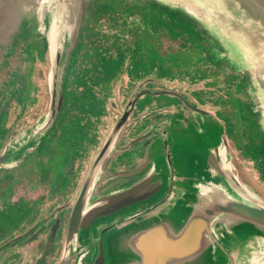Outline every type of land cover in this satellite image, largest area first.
<instances>
[{
    "label": "flooded vegetation",
    "instance_id": "af4514ba",
    "mask_svg": "<svg viewBox=\"0 0 264 264\" xmlns=\"http://www.w3.org/2000/svg\"><path fill=\"white\" fill-rule=\"evenodd\" d=\"M143 16L148 19V15ZM170 28L175 30L172 24ZM53 32L48 33L47 41L37 35L35 42H31L32 38L20 41L16 51L0 65V158L8 151L7 162L0 165V219L12 211L18 222L13 230L0 235V264L17 259L7 249L23 241L31 245L34 264L61 263L74 207L92 164L128 112L92 195L124 191L152 174L160 175L162 182L148 197L120 205L97 217L92 225L87 263L122 264L125 255H130L122 250L124 234L141 228L147 221L176 215L181 204L178 194L186 187V177L194 173L187 172L189 165L174 153L176 136L181 133L194 141L204 122L176 93L186 95L195 106L213 114L229 146L228 122L197 101L192 95L195 88L182 86L183 68L170 80L163 78L156 83L151 82L149 74L129 73L133 51L147 38V30L142 32L141 42L132 45L122 33L110 42L112 36L106 38L94 25L79 39L80 46L74 43L64 61V102L57 120H52L38 136L24 140L49 114L50 74L60 33ZM177 33L176 40H180L181 32ZM103 55L109 61L113 59L114 64L110 74L97 76ZM101 77L107 79L105 84ZM160 95L171 99L157 101L155 97ZM110 114L116 120L108 134L102 135L105 117ZM70 129L77 130L76 134L72 135ZM235 144L233 141L232 148ZM60 147L67 152V158H52ZM233 161L237 165L235 156ZM60 162V171L53 177L48 167ZM27 208L30 213L23 218ZM84 230L79 232V245L76 250L71 249L68 264H76L80 257Z\"/></svg>",
    "mask_w": 264,
    "mask_h": 264
},
{
    "label": "water",
    "instance_id": "95a60500",
    "mask_svg": "<svg viewBox=\"0 0 264 264\" xmlns=\"http://www.w3.org/2000/svg\"><path fill=\"white\" fill-rule=\"evenodd\" d=\"M117 2L149 12L161 10L180 19L176 23L185 25L193 36L211 42L218 56L223 52L244 70L258 103L256 111L250 109L255 131L252 151L264 159V0H0V65L16 51L20 41L49 31L55 18L61 21L50 74L49 114L24 140L38 136L52 120H57L64 102V61L69 50L74 43L80 46L79 39L91 31L96 13ZM176 95L203 119L196 142L202 145L204 158H195L199 167L186 177V187L178 194L181 204L176 215L147 221L141 228L124 234L122 250L130 255L124 254L122 264H248L247 259L255 252L264 259V198L234 172L233 155L219 120L195 106L186 95ZM128 115L126 112L112 130L92 164L74 207L60 264L69 263L71 249L76 250L79 245L81 229H85V237L76 264H88L95 219L120 205L148 197L161 185L160 175L152 174L124 191L92 195L103 162ZM214 139L218 141L211 144ZM222 147L226 150L224 156ZM7 155L8 151L0 158V165L7 162ZM224 161L231 162L230 170Z\"/></svg>",
    "mask_w": 264,
    "mask_h": 264
},
{
    "label": "rangeland",
    "instance_id": "374dc122",
    "mask_svg": "<svg viewBox=\"0 0 264 264\" xmlns=\"http://www.w3.org/2000/svg\"><path fill=\"white\" fill-rule=\"evenodd\" d=\"M109 5L110 7H102L103 9L101 8L96 13V24L94 23V25H98L101 33L106 38H111L112 36L110 42L113 43L112 39L115 35L118 36L119 33H122L127 38L126 42L134 45V42H141L140 36L143 35L142 32L148 31L147 38H143L142 44L133 51L130 64L133 66L129 73L135 75L138 73H141V75L142 73L145 75L149 74L151 82L156 83L163 78L170 80L169 78H172L176 71L183 68L181 71V76L183 77L182 86L184 88H195L192 90V95L197 101L200 104L203 103L206 107L212 108L220 119L228 122L226 133L228 134L227 138H229V147L233 151V160L235 156L237 162V165L234 163V172L239 175L243 182L250 185L264 198V159L258 158L252 151V146L255 143V131L252 127L254 124V113H251L250 109L252 108L256 111L255 108L258 103L254 97V92L249 87L244 70L232 63L223 52H220L221 57L218 56L215 53V45L211 42L201 37L193 36L188 32L185 25L176 23L180 22L178 18H174L169 14L165 15L161 10H151L149 12L145 8L138 6L130 8L126 4L119 2ZM143 15H148V19ZM52 22L54 23L50 24L49 31L42 34L39 33L37 38H45L47 41L48 33L52 31L55 34L60 32L61 21L53 19ZM170 23L175 30L170 28ZM176 29L181 32L180 40H176L178 36ZM136 32L141 33L137 34ZM35 36L32 37L31 42H35L34 39H37ZM128 53L129 51H127ZM100 60L101 67L97 68L95 74L97 76L110 74L114 60L109 61V57L104 55ZM106 80L105 77L100 78L103 84H105ZM31 87L33 90L35 89L34 86L31 85ZM155 98L157 101L171 99L168 95H160ZM217 108L228 112L231 117L229 118L224 111H217ZM113 116L110 114L105 117V124L101 128L102 135L108 134L115 122L116 117ZM221 130L223 131L222 128ZM76 131L75 129H70L72 135H75ZM75 138L78 139L77 136ZM92 138L90 136L89 139ZM176 138L177 147L174 153L176 157L182 158L189 165L190 170L187 172L191 173L199 167V165L194 164L192 158L200 157L203 154V147L198 142H195L197 138L194 141H190L181 133H178ZM80 139H82L81 135ZM217 141V139H214L210 143L214 144ZM233 141L236 144L232 148ZM60 149V152L56 153L52 158H67V152L62 147ZM93 153H95V150ZM202 158H204V155H202ZM61 166V162L55 164L53 168L49 166L50 174L53 177L58 175ZM29 213L30 209L27 208L22 214L23 218H26ZM17 223V217L13 212H7L0 219V235L7 234L13 230ZM7 250L13 252L12 255L17 256V259L14 261L13 259L9 260L10 262H7V264L35 263V259L30 257L32 252L31 245L26 241L11 246Z\"/></svg>",
    "mask_w": 264,
    "mask_h": 264
},
{
    "label": "bare ground",
    "instance_id": "6f19581e",
    "mask_svg": "<svg viewBox=\"0 0 264 264\" xmlns=\"http://www.w3.org/2000/svg\"><path fill=\"white\" fill-rule=\"evenodd\" d=\"M54 20L60 21L57 18H55ZM52 23H54V22H52ZM225 151H226L225 148L222 147L221 153L223 156L225 155ZM224 163H225L226 169L230 170L231 169V162L230 161H224ZM247 261H248V264H264V259L262 257V254L257 253V252L251 254L249 256V258L247 259Z\"/></svg>",
    "mask_w": 264,
    "mask_h": 264
}]
</instances>
